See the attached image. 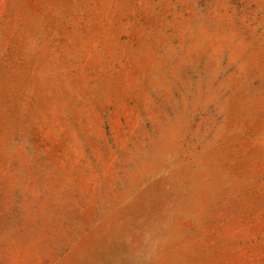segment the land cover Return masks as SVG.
I'll return each instance as SVG.
<instances>
[{"label":"rangeland","instance_id":"374dc122","mask_svg":"<svg viewBox=\"0 0 264 264\" xmlns=\"http://www.w3.org/2000/svg\"><path fill=\"white\" fill-rule=\"evenodd\" d=\"M0 264H264V0H0Z\"/></svg>","mask_w":264,"mask_h":264}]
</instances>
